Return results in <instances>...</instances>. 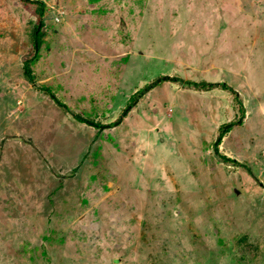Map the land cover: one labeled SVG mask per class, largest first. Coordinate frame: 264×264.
<instances>
[{
	"label": "rangeland",
	"instance_id": "rangeland-1",
	"mask_svg": "<svg viewBox=\"0 0 264 264\" xmlns=\"http://www.w3.org/2000/svg\"><path fill=\"white\" fill-rule=\"evenodd\" d=\"M35 1L37 53L0 0V264H264V0Z\"/></svg>",
	"mask_w": 264,
	"mask_h": 264
},
{
	"label": "trees",
	"instance_id": "trees-1",
	"mask_svg": "<svg viewBox=\"0 0 264 264\" xmlns=\"http://www.w3.org/2000/svg\"><path fill=\"white\" fill-rule=\"evenodd\" d=\"M20 1H24L25 3H32V4H35V3H38L39 4V13H38V22L36 23L34 29H33V32H32V47H33V50L37 53L39 52V50L41 49V46L43 44V41H44V37H45V31H44V20H43V17H44V7L45 5L43 4L42 1H35V0H20ZM36 58V56H34L32 59H30L29 61H25L24 62V66H23V71H24V75L27 77L28 81L32 84H34L35 82V77L32 73V70H31V65H30V62H33V60ZM178 81L177 79H170L169 77H162V78H159L158 80H156L153 85H158V83L160 82H164V81ZM179 82L181 83H184L182 82V80H179ZM185 84V83H184ZM156 85V86H157ZM186 85H191V86H194L196 88H199V89H213V88H216V87H221L222 89H227L229 90V87L225 84V83H200V84H197V83H187L186 82ZM152 86V85H151ZM155 87V86H154ZM149 88H152L149 86ZM150 90V89H149ZM142 94L141 91L140 93H138V95ZM137 95V96H138ZM51 98L53 100H55L57 102V104L61 105V103L52 95ZM243 111V110H242ZM76 120L78 122H81V123H84V124H87L89 126H92L94 128H97V129H100L102 127L101 124H98V123H95L91 120H88V119H85L81 116H77L76 117ZM234 125V123H231V124H227V125H222L219 130H220V134L217 138L216 141H214V154L219 158V160L224 163V164H230V165H237V166H240L238 161H236L235 159H232L230 158L229 156L227 155H224V154H220L219 150H218V147L220 146L221 142H222V139L224 137V135L226 133H229L230 131V128ZM106 127V126H104Z\"/></svg>",
	"mask_w": 264,
	"mask_h": 264
},
{
	"label": "built area",
	"instance_id": "built-area-1",
	"mask_svg": "<svg viewBox=\"0 0 264 264\" xmlns=\"http://www.w3.org/2000/svg\"><path fill=\"white\" fill-rule=\"evenodd\" d=\"M263 156H264V153H263Z\"/></svg>",
	"mask_w": 264,
	"mask_h": 264
},
{
	"label": "clouds",
	"instance_id": "clouds-1",
	"mask_svg": "<svg viewBox=\"0 0 264 264\" xmlns=\"http://www.w3.org/2000/svg\"><path fill=\"white\" fill-rule=\"evenodd\" d=\"M264 157V156H263Z\"/></svg>",
	"mask_w": 264,
	"mask_h": 264
}]
</instances>
